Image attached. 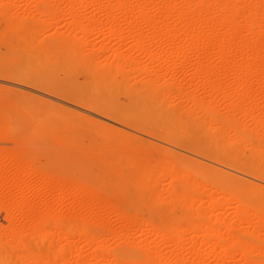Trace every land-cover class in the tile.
Segmentation results:
<instances>
[{
    "label": "bare ground",
    "instance_id": "obj_1",
    "mask_svg": "<svg viewBox=\"0 0 264 264\" xmlns=\"http://www.w3.org/2000/svg\"><path fill=\"white\" fill-rule=\"evenodd\" d=\"M0 264H264V0H0Z\"/></svg>",
    "mask_w": 264,
    "mask_h": 264
},
{
    "label": "rangeland",
    "instance_id": "obj_2",
    "mask_svg": "<svg viewBox=\"0 0 264 264\" xmlns=\"http://www.w3.org/2000/svg\"><path fill=\"white\" fill-rule=\"evenodd\" d=\"M2 52L4 53L5 50L2 49ZM74 76L76 77V80H77V82H78L79 84L84 83V78H83V76L79 73L78 70L75 71V75H74ZM116 100H117L119 103L123 104V105H126V104H127V100H126V98H125L124 96H122V95H118V96L116 97ZM26 134H28V133H26ZM28 135H29V134H28ZM115 182H116V179L113 180L112 177H111L110 179H109V177H108V183H109V184H114ZM258 190H259V189H258ZM134 199H135V197L132 198V200H134ZM140 214H141V217L144 218V219H148V218H149V214H148V212L146 211V208H144V207H143V209H141Z\"/></svg>",
    "mask_w": 264,
    "mask_h": 264
}]
</instances>
